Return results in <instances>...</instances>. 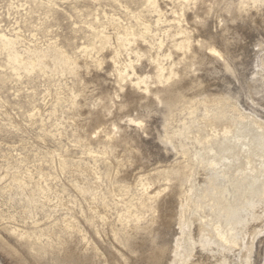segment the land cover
Listing matches in <instances>:
<instances>
[{
    "label": "rangeland",
    "instance_id": "rangeland-1",
    "mask_svg": "<svg viewBox=\"0 0 264 264\" xmlns=\"http://www.w3.org/2000/svg\"><path fill=\"white\" fill-rule=\"evenodd\" d=\"M170 8L185 9L181 24ZM178 42L203 48L188 74L168 52ZM148 53L164 67L175 61L173 90L194 96L166 119L164 107L115 89V78L151 73ZM193 76L207 88L193 92ZM214 77L223 85L208 84ZM221 92L264 123V0H0V264H148L161 239L181 234L178 224L173 237L158 229L170 194L194 229L196 195L211 174L201 168L224 141L199 123L216 108L201 101ZM228 155L243 160L240 149ZM199 216L225 221L206 209ZM261 218L238 228L230 263L243 264L250 248V264H264ZM186 233L180 262L192 250Z\"/></svg>",
    "mask_w": 264,
    "mask_h": 264
},
{
    "label": "bare ground",
    "instance_id": "bare-ground-1",
    "mask_svg": "<svg viewBox=\"0 0 264 264\" xmlns=\"http://www.w3.org/2000/svg\"><path fill=\"white\" fill-rule=\"evenodd\" d=\"M174 11H172V9L169 10V14H172V20L178 22V24H181L183 22V11L180 14L176 13L177 11ZM226 34L228 35V32ZM249 46H251V44ZM211 47L212 46H210L208 49L209 55H220L218 54L217 50H215V48ZM202 49L203 48L199 42H195L194 44L191 43L190 45L185 42H178L176 46H172L168 52L174 51L176 53V56L174 57H176V61L179 66H182V73L188 74L195 69V61L198 60V56ZM168 56L170 58L171 54L169 53ZM239 57H232V61H234L235 64L239 65ZM146 59L148 60L149 65H152L151 73L146 74L144 76H138L136 75L137 73H135V83H132L133 81L131 82L130 78L128 77L124 81H122L121 78H115L114 84L118 85L117 87H119V89H115L118 90V92L122 91L123 88H125L126 86L128 88L130 87L133 91H135L134 94L137 95L136 99L139 102H148V104L153 102L155 103V105L157 104V106L164 107L163 114L165 115V119L166 117H169L173 108H175L181 102H184V106H190L192 105V103L195 102V100L193 99V95L184 96L182 92L178 90H173L174 88L172 86L182 75V73L179 72L176 68L175 61L173 62V60H171L169 65L167 67H164L155 62L154 59H152V57L149 55V53ZM104 64L110 66V64L112 63L105 61ZM204 76L199 75L201 79H206L207 81L206 77L208 75L206 77ZM211 76L209 78H211ZM197 77L198 76H193L194 80L191 83L193 92L194 89H199L203 85ZM216 81V78L215 80L210 79L208 80V84H213ZM219 81H217L216 83H218ZM224 81L226 82V80H223V82ZM220 84L222 83L220 82ZM220 84L218 83L219 86ZM203 86L207 88L205 84ZM225 86L226 85H224V87ZM210 90L211 89H209V91ZM215 92L216 91H214V94ZM224 93L225 92H223L222 94L221 92V94L218 96H215L213 94L214 97L211 98L207 96L208 99L205 98V100L207 99L206 101H201L204 104L208 102L216 103V108L212 110H207V107L205 115L200 118L199 123L204 128H206L213 136H218L219 134H221L223 136L224 141L222 142V144H218V146L215 145L217 146V149H214L213 147L210 149V152L213 154V160L211 159V162L206 163L205 167L201 168L204 171L209 170L211 174H209V177L208 175L206 176L208 177V180L207 178L205 179L207 180V188L205 186V188H202L200 190L198 189L199 192L196 195L197 201L192 215H197L196 217H198V219L196 221H198L199 223L197 222L198 225H196L193 229L194 220L191 219L193 218V216L189 218V216L186 215L187 209L179 205L177 194H170L162 198V210H164L165 212L164 224H162L158 229L161 230L162 233L164 232L165 234L172 235V233L174 234V226L178 224L180 226L181 234L179 233V237L177 239L175 238L176 241L174 242L173 239L172 241L169 240V242L168 240L161 239L158 243V246H155L156 249L151 252V255L149 257H147L146 262L148 264H164L167 261L171 260L172 253H174V257H176V260H174L173 263L171 262L172 264H233L230 263L231 256L229 255V253L231 251H234L235 247H237L238 250V241L240 240V238H238L237 236L238 233H236L238 231V228L244 230V227L247 226L248 221L258 220L262 217V215H264V123L260 121V119H253L255 117L251 118L249 115L241 113L235 107V104L232 103L233 101H231L229 97L232 95H229V93L228 95H226ZM118 95L114 94V97L117 98ZM114 97L110 96L109 101L112 102L114 100ZM236 149H240V152L243 156V160H230L228 152ZM254 159L256 161H254ZM184 173H186V171ZM201 186H199V188ZM154 195L155 197L157 196V194ZM142 199L143 198H141V200ZM232 202H234V204H232ZM157 206L159 208V205ZM177 207L179 208V210L176 213ZM205 209L208 210L212 216L219 215L224 217V223H218L217 225L212 226L210 224V220H205L201 218L199 214ZM242 212L245 213L244 217H241ZM210 219L212 220L211 216ZM243 230H241V232ZM185 232H187L186 238L188 242L192 245V250L187 262H180L177 257L178 253H176V251L179 249L180 243L183 240ZM133 236L131 238V243L135 247V237L133 238ZM140 236H145L143 237L144 240L147 239V237L150 236V229H142V233H140ZM147 240H149V243L150 239L148 238ZM1 246L2 245L0 243V247ZM213 247H216V249H214ZM250 253L251 249L248 248L247 255H244V261L242 262L243 264H250Z\"/></svg>",
    "mask_w": 264,
    "mask_h": 264
}]
</instances>
